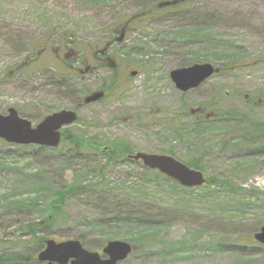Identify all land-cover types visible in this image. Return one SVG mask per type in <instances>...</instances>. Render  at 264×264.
<instances>
[{"label":"rangeland","instance_id":"rangeland-1","mask_svg":"<svg viewBox=\"0 0 264 264\" xmlns=\"http://www.w3.org/2000/svg\"><path fill=\"white\" fill-rule=\"evenodd\" d=\"M162 1L167 0H0V113L13 107L35 127L50 112L71 107L73 99L56 78L34 65L18 71V65L44 46L52 51L70 42L87 56L120 35L126 18ZM139 23L109 49L125 75L119 89L82 107L67 134L103 144L129 143L135 153H174L186 160L204 156L201 171L218 180L212 186L185 188L168 177L147 180L142 162L101 169L107 158L90 146L71 147L63 141L48 148L0 138V254L6 249L30 254L42 239L75 238L99 252L109 241L128 242L135 251L119 264H264V248L253 237L264 226L263 136L237 150L225 148L232 136H240L244 122L223 117L201 127L197 113L191 112L206 106L207 112L247 113L248 100L251 104L264 97V0H189L158 8ZM225 51L244 52L238 60L243 65L212 76L197 89L176 88L172 70L194 62L219 66L224 61L216 54ZM128 67L139 74L128 78ZM112 74L102 68L71 81L84 93L107 88ZM256 110L260 113L250 112L251 119L264 122V105ZM197 130L202 133L196 135ZM93 166L98 171L90 175L88 167ZM72 184L79 189L34 237L29 224L53 216L54 195ZM110 204H120L123 214L102 215ZM110 218L126 223L100 226ZM239 237L244 247H227ZM38 254L33 251V259L41 264Z\"/></svg>","mask_w":264,"mask_h":264},{"label":"water","instance_id":"water-1","mask_svg":"<svg viewBox=\"0 0 264 264\" xmlns=\"http://www.w3.org/2000/svg\"><path fill=\"white\" fill-rule=\"evenodd\" d=\"M177 3V1H171L161 6ZM218 71L219 68L211 63H196L172 70L170 77L177 89L187 92L201 86ZM103 96L102 91L96 92L86 101H96ZM77 118L74 111L61 110L47 116L34 127L30 120L21 117L18 111L11 107L7 114L0 113V138L11 144H34L56 148L61 143V128L75 123ZM130 158L136 161L141 160L147 168L159 171L185 188H196L207 183V178L202 171L190 168L171 155L138 152ZM67 176L71 178V170L67 171ZM254 237L256 241L264 244V226ZM133 249L135 248L128 242L109 241L103 248L102 256L99 252L85 249L77 239L61 242L49 239L45 248L39 252L38 260L44 264H119L132 253Z\"/></svg>","mask_w":264,"mask_h":264},{"label":"flooded vegetation","instance_id":"flooded-vegetation-1","mask_svg":"<svg viewBox=\"0 0 264 264\" xmlns=\"http://www.w3.org/2000/svg\"><path fill=\"white\" fill-rule=\"evenodd\" d=\"M176 1L178 2L177 4L166 5V6H161V4L166 3L167 1L160 2L158 3V8L167 9L170 7H177L189 0H176ZM152 16H153V13H150V14L138 13V14H134L126 18L124 20V24H122V26L119 29L120 35L115 37L114 40L113 39L108 40L103 48L94 47L93 49L89 50L90 52L87 56H85V54L82 55L83 51H79L75 46L71 44L72 42H70L68 45H65L59 49H55L52 51L48 50L47 46H44L42 49H40V51L35 56L33 57L31 56V59H29L30 57H28L23 62H21L18 65V68H16V70L20 71L22 70V68H25V67L29 68L30 66L34 65V68H37V70L43 71L48 76H52L53 78H56L55 80L58 83V86L67 94V97L73 99V104L69 108H63L60 110H55L53 112H50L47 116L55 112L61 111V110H70V111H74L77 114L78 116L77 121H79L80 119L79 110L82 107L90 106L97 102H101L109 94L114 95V93L117 92V90L119 89L118 85L121 84V81L123 79L122 76L124 74L121 76L119 69H117L122 64H120V62L118 63L115 59H113L112 58L113 56L109 53V49L111 48V46L115 43H119V42L122 43L125 40V38L128 36V33L130 34V31L137 29L139 27L140 21L141 22L145 21L146 19ZM70 40L73 41V39H70ZM49 60H53V62L55 60V62L63 66L64 70L58 71L55 66H50L51 63ZM102 68H108V69L110 68L113 71L112 78H111L112 81H110L109 84L107 83L108 85L106 86L107 88L101 87V89L88 90V91H85L84 93H83V90H81V86L76 89L74 88V85L71 81L73 78L80 79V77H87L90 74L92 75L97 70L102 69ZM128 68L130 69L128 73L129 74L128 78L130 79L135 78L139 74V70H136L133 68L131 69L130 67ZM222 73L224 72H222L221 67H219V71L216 74H222ZM57 78H60L62 80H58ZM53 84L56 85L55 83ZM78 85H81V84L78 83ZM101 91L104 93V96L101 99H98L96 101H91V102L86 101V99L89 96L93 95L96 92H101ZM248 102L250 103V100H248ZM251 102H252L251 103L252 105L249 103H245L246 106L250 109L256 110L258 105H264V97L263 98L260 97L256 101L253 100ZM191 112L194 114L197 113L198 121H200L201 118L207 121H214L216 120V117L220 115L219 110L218 111L212 110L211 112L210 111L207 112V107L206 109L203 107L202 108L199 107L197 110L191 109ZM73 124L63 126L61 128L62 141L64 138V134H66L67 130ZM109 147H110V150L113 149L112 146L107 145V148ZM94 149H95V153H99L96 147ZM138 152H142V151H138ZM136 153L132 150L126 156L124 155L122 159L124 158L126 161H132V162H142L141 160L136 161L130 158L131 155H134ZM148 153H152V152H148ZM113 155H116V154H113ZM256 244L258 247L264 248V244H260V243H256Z\"/></svg>","mask_w":264,"mask_h":264},{"label":"trees","instance_id":"trees-1","mask_svg":"<svg viewBox=\"0 0 264 264\" xmlns=\"http://www.w3.org/2000/svg\"><path fill=\"white\" fill-rule=\"evenodd\" d=\"M156 9H158L157 6L154 8H151V9H144L140 12V14H143V13L150 14V13H153L154 11H156ZM244 54H245L244 52H239V54H238L234 51L219 52L218 54H216L218 60L224 61L219 66V67H221L222 72H224V73L230 72L233 69H235L239 66H242L243 64L242 65L238 64V63H240L238 60H239V57H243ZM202 107L206 109V106H202ZM250 112L260 113L259 110H254V109L249 108V112H247V113H240L237 111H232V112H227V113H220V115H218V117H216V120L219 118L227 117V119H230V120L239 119V120H242L244 122V126L242 127L240 132H238L240 136H232L231 140L228 143H226L225 148H233V150H237L238 148L245 146V144L248 142L252 143V141H255L256 139H261L262 136L264 139V122L253 121L251 119L252 113H250ZM206 121L207 120L201 118L200 121H198V125L202 127L203 126L202 124H204ZM201 133H202V130H199V132L197 130L196 135H200ZM241 134H242V136H241ZM80 138L81 137L76 136L75 133L67 134V132H66V134H64V138H63L64 140L63 141L65 143H69L71 147L76 145V144L78 146L80 145L82 148L87 147V146H90L93 148L96 147L97 151L101 152L102 156L107 158V162L105 164L99 165L101 169H104L107 166H109V164H113V163L123 164L122 161H126V160L124 158L122 159V157H124V155L126 156L133 149L131 144L125 143V142H111L109 144L107 142H104V144H103L102 142L96 141L95 139L91 140V139H85V138L80 139ZM107 145L112 146L113 149L110 150V147L107 148ZM77 153L81 154V151H77ZM113 154H116V155H113ZM172 154H173V156H175L174 153H172ZM78 156H80V155H78ZM80 158H81V156H80ZM176 158L183 161L184 163H186L187 165H189L191 168H194V169L202 170V167H204L201 165V161L203 160L204 156H201L200 158L194 159V160H186L182 157H176ZM0 165H1V163H0ZM241 165H244V164L242 163ZM93 167H94L93 169L88 167V173L90 175H94L98 171L96 166H93ZM65 168H67V167H65ZM145 170L147 171L146 174L148 175V177H146V179L149 181H151V180L158 181V178L168 179L166 176H164L163 174H161L157 171L150 170V169H145ZM217 180L218 179H216V178L209 177V185H207V186H212V184L214 182H216ZM100 183H102V185H108V180L102 179V180H100ZM178 186H180V185H178ZM68 187H69V189L65 187L66 189L64 190V192L59 190L54 195L53 199L56 201L54 202V206L52 205V207L55 209L54 210L55 213L53 216L49 214L40 223L36 222V223H30L29 224V232H31L34 237H39L38 233H36V232L40 226H42V227L46 226L47 227V226L52 224L51 221H54V219H53L54 216H56V214H61L60 207H61L64 199L67 198V196L72 191L79 189L78 184H74V185L72 184V185H69ZM91 187H93V186L91 185ZM119 206H121V205L119 204ZM119 206L115 205L112 208V206L110 204L106 208L107 211L102 212V215L108 214V213L109 214L110 213H114V214L117 213L119 215H122L123 211H121ZM114 222H122L123 223L122 225H125V223H126L125 221H123V219L117 220L115 218H110L109 221H103L102 220L99 224L102 227H108L109 225H111ZM240 237L236 240L230 241L231 245L229 244L227 247H229L230 249H237V250L244 247L245 244H243V242L240 241L242 239ZM143 238H145V236H143ZM34 242L36 243L37 241H34ZM44 242H46V241H44V239L40 240V243L38 244L39 246H37L36 244L33 243L34 245H36L35 250L36 251L42 250L44 248V245H43ZM29 243L22 246V248H25ZM35 250L30 249V254H29V253H25V252L8 251V249H6V251H4L2 254H0V264H34V262L37 264L38 261L36 259L35 260L33 259V251H35Z\"/></svg>","mask_w":264,"mask_h":264}]
</instances>
